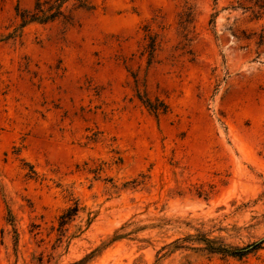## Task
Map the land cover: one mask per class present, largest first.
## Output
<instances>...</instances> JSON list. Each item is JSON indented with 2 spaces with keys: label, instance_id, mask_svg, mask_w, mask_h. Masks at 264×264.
Returning a JSON list of instances; mask_svg holds the SVG:
<instances>
[{
  "label": "rangeland",
  "instance_id": "obj_1",
  "mask_svg": "<svg viewBox=\"0 0 264 264\" xmlns=\"http://www.w3.org/2000/svg\"><path fill=\"white\" fill-rule=\"evenodd\" d=\"M36 1L0 0V264H264L183 242L264 240V0Z\"/></svg>",
  "mask_w": 264,
  "mask_h": 264
},
{
  "label": "trees",
  "instance_id": "obj_2",
  "mask_svg": "<svg viewBox=\"0 0 264 264\" xmlns=\"http://www.w3.org/2000/svg\"><path fill=\"white\" fill-rule=\"evenodd\" d=\"M69 1L71 0H44V1L37 0L32 10L29 11L23 10L21 12H18L17 15L21 20V27H24L31 23L45 25V24L53 23L59 19H66L65 11L63 8L64 5L67 4ZM74 1L78 2V8H84L87 2V0H74ZM258 10L264 12V5L259 6ZM154 50H155V40L153 38H149V43L145 49V51L149 55V58L152 57ZM143 103L154 114H158L160 111H162L163 113L166 111V107L161 103L154 104L149 101L146 102L143 101ZM77 212H78V206L75 205L74 207L69 208L61 216L60 225L68 221ZM188 241H194L200 243L202 245V248H200V250L208 254L223 255L237 259L244 258L248 254L261 249L262 244L264 243V240H262L260 242H253L242 247H230L224 245L222 242L210 240L203 235H197L194 238L189 236L185 238L183 242H188ZM176 247H181V246H176Z\"/></svg>",
  "mask_w": 264,
  "mask_h": 264
}]
</instances>
